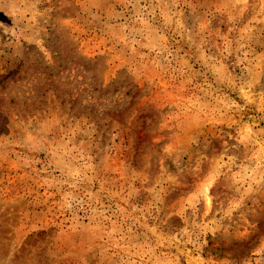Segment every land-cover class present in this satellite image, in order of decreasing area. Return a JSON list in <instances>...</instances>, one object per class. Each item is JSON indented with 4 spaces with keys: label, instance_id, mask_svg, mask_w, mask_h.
Segmentation results:
<instances>
[{
    "label": "rangeland",
    "instance_id": "obj_1",
    "mask_svg": "<svg viewBox=\"0 0 264 264\" xmlns=\"http://www.w3.org/2000/svg\"><path fill=\"white\" fill-rule=\"evenodd\" d=\"M0 264H264V0H0Z\"/></svg>",
    "mask_w": 264,
    "mask_h": 264
}]
</instances>
